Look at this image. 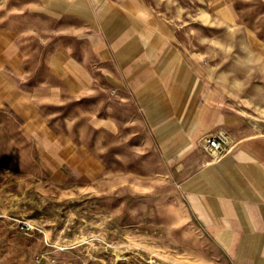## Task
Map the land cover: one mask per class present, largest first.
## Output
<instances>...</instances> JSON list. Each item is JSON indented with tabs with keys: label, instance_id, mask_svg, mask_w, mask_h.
<instances>
[{
	"label": "rangeland",
	"instance_id": "obj_1",
	"mask_svg": "<svg viewBox=\"0 0 264 264\" xmlns=\"http://www.w3.org/2000/svg\"><path fill=\"white\" fill-rule=\"evenodd\" d=\"M44 1L0 0V264H250L168 180L110 36L165 32L193 96L264 135V0H120L100 22Z\"/></svg>",
	"mask_w": 264,
	"mask_h": 264
},
{
	"label": "crops",
	"instance_id": "obj_2",
	"mask_svg": "<svg viewBox=\"0 0 264 264\" xmlns=\"http://www.w3.org/2000/svg\"><path fill=\"white\" fill-rule=\"evenodd\" d=\"M95 1L45 0L43 5L80 16L91 7L99 22L108 20L104 16L109 13L119 16L120 8L127 6L120 0ZM110 37L128 40L115 48L123 68L118 86L127 89L150 120L172 177L168 180L181 184L192 213L234 261L264 264V135L244 128L234 131L215 97L193 96L190 71L174 49L160 41L169 39L165 32L124 31ZM147 38L154 39L150 46H139L136 39ZM140 50L147 52L139 56ZM218 129L231 130L233 144L220 160L212 161L200 138Z\"/></svg>",
	"mask_w": 264,
	"mask_h": 264
},
{
	"label": "built area",
	"instance_id": "obj_3",
	"mask_svg": "<svg viewBox=\"0 0 264 264\" xmlns=\"http://www.w3.org/2000/svg\"><path fill=\"white\" fill-rule=\"evenodd\" d=\"M233 140L224 129H218L205 134L200 139V145L207 152L212 161L220 160L232 147Z\"/></svg>",
	"mask_w": 264,
	"mask_h": 264
}]
</instances>
